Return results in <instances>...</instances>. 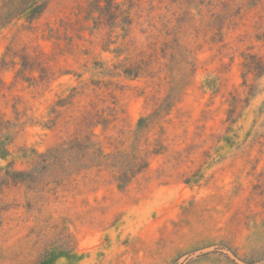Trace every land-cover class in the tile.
I'll return each mask as SVG.
<instances>
[{"label": "rangeland", "instance_id": "1", "mask_svg": "<svg viewBox=\"0 0 264 264\" xmlns=\"http://www.w3.org/2000/svg\"><path fill=\"white\" fill-rule=\"evenodd\" d=\"M93 1L0 30V264H264V0H116L128 24ZM87 135L147 170L82 168Z\"/></svg>", "mask_w": 264, "mask_h": 264}, {"label": "trees", "instance_id": "2", "mask_svg": "<svg viewBox=\"0 0 264 264\" xmlns=\"http://www.w3.org/2000/svg\"><path fill=\"white\" fill-rule=\"evenodd\" d=\"M51 0H1L0 1V30L8 26L10 23L23 17L27 22L31 23L33 20L38 19L46 10ZM121 5L116 0H94L93 4L88 7V13L93 11H99L102 14H108L112 19L119 18V21L123 24L129 23V12L122 10ZM20 69L16 74V77L20 72H24L26 69L33 71L39 69L43 71V67L36 68L31 64V60L27 54H21L20 56ZM249 66V65H248ZM123 72L126 75H131L130 70L124 68ZM136 75V73L134 74ZM23 77V76H22ZM3 81L0 79V89L3 87ZM101 123L97 122L96 124ZM151 123L148 117H141L137 123V132H140L144 128L148 127ZM94 124V125H96ZM103 124V122H102ZM105 125V124H103ZM12 133L9 131L0 134V157L5 158L9 155V145L12 142ZM86 142L80 144L78 149L83 152L80 158L76 159L82 168L89 169L97 167L110 169L116 171L115 179L117 186L121 189L126 188L132 180H134L139 174L144 173L148 168V154L141 153L139 150H135L132 153H127L123 150L116 149L112 152H104L103 148L97 143L90 140V136L85 137ZM66 150L63 144H60L46 152V154L37 153L32 151L33 155L41 161L45 162V165H51L55 161L59 162V154ZM33 170H15L10 164L4 172L6 181L12 182H26L31 181L33 176ZM67 250H60L58 248H50L46 250L36 261V264H52L59 256L71 257Z\"/></svg>", "mask_w": 264, "mask_h": 264}]
</instances>
